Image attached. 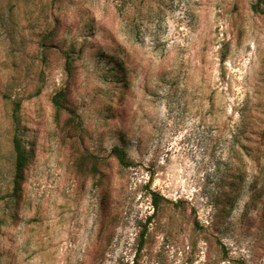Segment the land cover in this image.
<instances>
[{
    "label": "rangeland",
    "instance_id": "obj_1",
    "mask_svg": "<svg viewBox=\"0 0 264 264\" xmlns=\"http://www.w3.org/2000/svg\"><path fill=\"white\" fill-rule=\"evenodd\" d=\"M0 264H264V0H0Z\"/></svg>",
    "mask_w": 264,
    "mask_h": 264
},
{
    "label": "trees",
    "instance_id": "obj_2",
    "mask_svg": "<svg viewBox=\"0 0 264 264\" xmlns=\"http://www.w3.org/2000/svg\"><path fill=\"white\" fill-rule=\"evenodd\" d=\"M65 92H59L53 99V103L56 109L57 116L60 112L65 108ZM15 120L18 121V118L15 117ZM14 150L16 153V173L14 177V194L16 195L20 190L22 183L24 181V172L27 166V162L29 159L28 154L23 148L22 141L18 136L14 137ZM112 154L118 159L119 163L124 167H131L132 162L129 160L126 151L120 147H114L112 150ZM92 160H97L96 157L92 156ZM162 197L156 193H153V205L155 209L159 208V200Z\"/></svg>",
    "mask_w": 264,
    "mask_h": 264
}]
</instances>
